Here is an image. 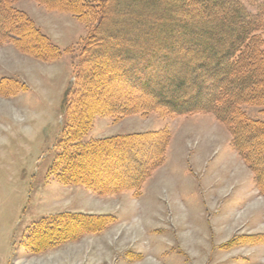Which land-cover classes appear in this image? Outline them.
<instances>
[{"label": "rangeland", "instance_id": "obj_1", "mask_svg": "<svg viewBox=\"0 0 264 264\" xmlns=\"http://www.w3.org/2000/svg\"><path fill=\"white\" fill-rule=\"evenodd\" d=\"M238 2L249 14L256 13V2ZM86 3L87 13L76 17L33 0L14 2L61 52L51 61L0 44V264H264V194L232 150L226 127L210 114L174 115L144 104V111L119 119L93 117L83 143L150 132L166 137L164 162L138 195L100 197L81 186L61 185L49 175L66 124L64 96L96 22L99 0ZM128 7V0L109 2L112 18L105 27L113 28V38L97 46L96 62L112 56L114 71L141 56L152 59L153 79L165 75L155 78L165 87L166 98L178 100L177 46L165 52L161 31L179 28L185 18L154 25L149 16H140L141 9ZM197 31L192 29L189 37ZM257 36L264 42V31ZM140 68L136 64L131 70L136 78L130 82H114L111 71L97 66V73L106 77L88 82L89 98L103 103L122 96L139 99L137 84L149 72ZM244 110L247 117L263 120L257 108ZM113 172L114 166L109 169ZM61 213L104 217L107 225L74 239L75 225L47 235L34 230L42 219ZM63 233L65 240L56 242Z\"/></svg>", "mask_w": 264, "mask_h": 264}, {"label": "trees", "instance_id": "obj_2", "mask_svg": "<svg viewBox=\"0 0 264 264\" xmlns=\"http://www.w3.org/2000/svg\"><path fill=\"white\" fill-rule=\"evenodd\" d=\"M15 1L0 0V44H11L43 62L58 57L61 54L58 48L33 27L24 13L13 7ZM33 1L46 9L76 17L88 11L86 0ZM110 1L99 0L95 25L81 47L74 81L64 96L66 124L55 145L56 154L49 175L61 185L81 186L100 197L124 192L138 195L152 172L164 162L166 137L150 132L93 139L86 143L81 138L90 130L94 116L115 120L144 111L143 105L148 104V108L153 106L174 115H212L228 130L232 150L252 174L257 190L264 194V42L257 36L264 31V0H252L258 4L253 15L238 0H128V11L141 9L140 16H149L154 25L185 18L179 28L161 31L165 52L170 54L172 47L177 46L173 53L177 60L174 67L178 68L175 75L179 77L176 101L166 98L165 87L156 80L165 75L154 73L156 78L153 79L152 59L141 56L130 63H121L114 71L109 65L115 63L114 57L96 62L97 46L113 38V28L105 27L109 17L112 18L108 16ZM172 4H175L173 8ZM151 10L155 13L147 12ZM137 19L135 22L139 21ZM195 28L199 31L189 37ZM147 62L149 65H143ZM136 64L143 72L149 71L137 84L139 99L122 96L103 103L89 98L88 82L96 83L106 77L97 73V66L111 71L109 79L114 82L125 79L130 82L132 77L136 78L131 71ZM105 90L110 92L108 88ZM245 107L257 108L263 120L247 117ZM113 166L116 172L109 173ZM105 219L61 213L42 219L34 230L47 235L54 228L75 225L77 230L71 236L74 239L80 234H94L104 229ZM66 235L63 233L55 241L60 243Z\"/></svg>", "mask_w": 264, "mask_h": 264}]
</instances>
